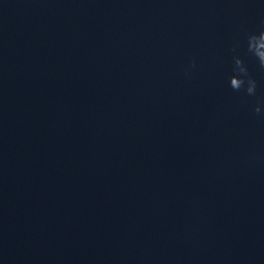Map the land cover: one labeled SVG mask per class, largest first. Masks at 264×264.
I'll return each instance as SVG.
<instances>
[{"label":"clouds","instance_id":"9594fccd","mask_svg":"<svg viewBox=\"0 0 264 264\" xmlns=\"http://www.w3.org/2000/svg\"><path fill=\"white\" fill-rule=\"evenodd\" d=\"M247 51L255 57L261 68H264V29L258 32H252L247 35ZM234 67L233 75L229 77V86L234 91L244 90L248 95H255L256 81L248 75L247 68L239 56L233 57ZM191 67H195L193 62ZM187 74V70H186ZM257 114L261 113L259 106L255 108Z\"/></svg>","mask_w":264,"mask_h":264}]
</instances>
